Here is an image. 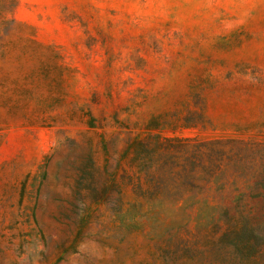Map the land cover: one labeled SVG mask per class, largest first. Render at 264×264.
I'll list each match as a JSON object with an SVG mask.
<instances>
[{
  "label": "rangeland",
  "instance_id": "374dc122",
  "mask_svg": "<svg viewBox=\"0 0 264 264\" xmlns=\"http://www.w3.org/2000/svg\"><path fill=\"white\" fill-rule=\"evenodd\" d=\"M0 264H264V0H0Z\"/></svg>",
  "mask_w": 264,
  "mask_h": 264
}]
</instances>
